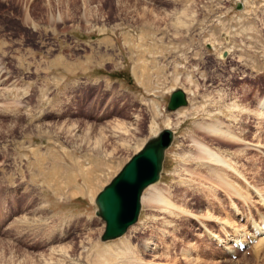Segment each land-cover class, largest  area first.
Wrapping results in <instances>:
<instances>
[{
    "label": "rangeland",
    "instance_id": "374dc122",
    "mask_svg": "<svg viewBox=\"0 0 264 264\" xmlns=\"http://www.w3.org/2000/svg\"><path fill=\"white\" fill-rule=\"evenodd\" d=\"M0 3V60L21 88L0 98V264H91L126 236L140 264H264V249L226 250L264 220V149L251 144L264 139V0ZM1 10L21 27H2ZM178 86L187 103L167 110ZM165 126L154 183L175 205L141 198L138 220L102 240L96 193Z\"/></svg>",
    "mask_w": 264,
    "mask_h": 264
},
{
    "label": "water",
    "instance_id": "95a60500",
    "mask_svg": "<svg viewBox=\"0 0 264 264\" xmlns=\"http://www.w3.org/2000/svg\"><path fill=\"white\" fill-rule=\"evenodd\" d=\"M187 103L181 86L174 87L167 99V110ZM174 130L170 126L159 129L133 152L112 178L96 193V213L105 221L102 240L117 237L136 222L141 209L143 188L159 179L167 146Z\"/></svg>",
    "mask_w": 264,
    "mask_h": 264
},
{
    "label": "bare ground",
    "instance_id": "6f19581e",
    "mask_svg": "<svg viewBox=\"0 0 264 264\" xmlns=\"http://www.w3.org/2000/svg\"><path fill=\"white\" fill-rule=\"evenodd\" d=\"M0 6H2V4L0 3ZM26 11V10H25ZM140 14V13H139ZM1 17H6L7 19L3 22V24H1L2 27H8L10 28L12 31H15L16 28H20V24L18 23V21H16L14 19V14H9L7 15L6 12H4L3 10H1ZM28 16L25 14V18H27ZM160 17V16H159ZM147 18V17H146ZM178 18V17H177ZM179 19V18H178ZM177 19V20H178ZM31 20V19H30ZM181 20V19H180ZM178 20V21H180ZM150 21V20H149ZM148 21V22H149ZM154 21V19H153ZM177 21V22H178ZM144 23V22H143ZM147 23V22H145ZM151 23V21H150ZM155 23V22H154ZM35 23L32 22V27H35ZM156 27V26H155ZM18 32V31H17ZM11 33V32H10ZM9 44V42L5 39H0V51L2 53H6V50H5V47ZM32 50V49H31ZM29 51L32 52V51ZM35 52V50H34ZM33 53V52H32ZM32 55V54H31ZM1 56V55H0ZM63 56V55H61ZM17 61H19L21 64H22V61H23V56L21 54H16V56H14ZM33 57V56H32ZM2 58V57H1ZM35 58V57H34ZM34 58H31L30 59V65H32V63H34L32 66L34 67V71L36 72L37 71V64H36V59ZM62 58V57H61ZM61 58L58 57V63L65 66L63 67L65 70L68 71V66H67V62H64ZM55 63V59L54 60H50L48 62V66L50 64H53ZM27 64V63H26ZM47 65V64H46ZM5 66V63L4 61L0 60V98L4 99L5 97H7V99H9L8 95H10V93L13 91V90H21L20 86L17 85L16 82H12L10 84V86L7 85V77L9 76V70L7 68L4 67ZM47 66V67H48ZM46 68V67H45ZM33 71V72H34ZM32 72V73H33ZM63 76V75H62ZM7 85V86H6ZM29 87H32L30 84H28ZM14 88V89H12ZM25 93V92H24ZM28 93V92H27ZM15 97L16 96H13L12 98V101L14 103V106L12 107V111H17L18 110V107H20L19 105V102L20 101H15ZM1 102V100H0ZM3 102V101H2ZM12 102L9 103V101L7 100L6 103H3L4 105H6V107L11 104ZM12 103V104H13ZM2 104V105H3ZM261 106L264 105V100L260 102ZM259 104V105H260ZM10 106V105H9ZM182 107V106H181ZM264 107V106H263ZM4 109V108H2ZM11 110V109H10ZM264 110V108H263ZM5 111V110H4ZM9 112V111H8ZM16 115V114H15ZM258 115V114H257ZM171 123L169 120L167 121V124ZM65 124V123H64ZM62 125V124H61ZM213 125V124H212ZM208 126L206 128V130H209V131H212L213 133L216 132L218 134H221V135H224V136H227V134H229L226 130H223L220 128V125L219 124H215L213 126ZM67 127V125H66ZM205 128V127H204ZM9 130V129H8ZM226 134V135H225ZM231 136V135H230ZM232 138V137H231ZM234 138V137H233ZM236 138V137H235ZM238 138V137H237ZM238 140V139H237ZM240 140V139H239ZM256 142H253L251 143L252 145H256V147L258 148H263L264 149V139H260V138H256L255 140ZM251 146V145H250ZM203 148V147H202ZM207 150V149H206ZM37 154V153H36ZM39 154V152H38ZM37 154V155H38ZM205 154V153H204ZM40 156V155H39ZM46 157V155H44ZM208 157L214 159L216 158L215 160L217 159H221L219 157L218 154L214 153V152H210L208 150V154H207ZM38 157V156H36ZM41 158H38L39 161L40 159H42V156H40ZM46 159V158H45ZM205 159V158H204ZM209 159V158H208ZM220 161V160H217V162ZM223 161V160H221ZM41 162V161H40ZM44 163V162H43ZM45 164V163H44ZM228 167V166H227ZM218 177V176H217ZM157 181V180H156ZM154 181V182H156ZM154 182H151L149 184H147L144 188H143V191L145 188H149L148 191L149 193H144L143 194V191H142V194H141V198H144V199H147V202H151V203H158L160 204L162 207H167L168 209L172 208L175 204H172L169 200H165L161 194V192L159 190H156L155 188V183ZM223 183V182H222ZM237 194V193H236ZM260 196V199L262 200V202L264 203V196H262L261 194L259 195ZM156 204V205H158ZM180 207V206H179ZM175 209V207H174ZM178 209V208H177ZM229 222V220H228ZM264 222V220H263ZM230 223V222H229ZM251 223V222H250ZM252 225L250 227H245L243 229L242 228V231H238L237 234H234L235 236L237 237H233L232 239V243L233 244H228L226 246V250L227 252H231V253H235L237 252V250L242 247V245L244 244L245 241H249L248 238L246 237V239L243 237L244 235H242L243 233H249L250 235V238H254L256 239V241L254 243H252V251H253V256L255 257V259L259 258V256L261 255L260 253H262L263 249H264V223L262 225L258 224L256 221H252ZM133 224V223H132ZM234 227V226H233ZM234 228H237V227H234ZM233 228V229H234ZM241 228H238V229H241ZM237 231V229H235ZM239 232H242V233H239ZM261 233V234H260ZM263 234V235H262ZM214 235V234H212ZM245 240V241H244ZM145 241V240H144ZM147 241V240H146ZM149 242V241H148ZM151 243V242H150ZM246 243V242H245ZM131 239L129 238V236H126L122 239H120L119 242H115V243H111V244H108L106 245V253H102V249H103V246L101 245H97V248L96 250L99 252L97 254H93V257H92V260H91V264H112L113 262H115V264H140L141 261L143 260H140L137 255L134 254V249L132 250V245H131ZM144 244V243H143ZM147 245V244H146ZM155 245V244H154ZM119 246H121L123 248V251H114L116 249H119ZM145 246V245H143ZM147 247V246H146ZM145 247V249H146ZM134 248V247H133ZM152 248V247H151ZM122 250V249H121ZM125 250V252H124ZM144 250V249H143ZM145 252V251H144ZM140 257V256H139ZM142 259V258H141ZM237 262V261H236ZM229 264H235V261H228Z\"/></svg>",
    "mask_w": 264,
    "mask_h": 264
}]
</instances>
